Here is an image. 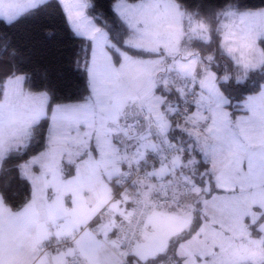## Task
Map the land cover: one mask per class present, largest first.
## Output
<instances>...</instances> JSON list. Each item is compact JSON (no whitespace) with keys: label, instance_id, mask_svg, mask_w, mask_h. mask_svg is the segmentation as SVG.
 <instances>
[{"label":"snow or ice","instance_id":"6c2138e0","mask_svg":"<svg viewBox=\"0 0 264 264\" xmlns=\"http://www.w3.org/2000/svg\"><path fill=\"white\" fill-rule=\"evenodd\" d=\"M0 264H264V0H0Z\"/></svg>","mask_w":264,"mask_h":264},{"label":"trees","instance_id":"16d2710c","mask_svg":"<svg viewBox=\"0 0 264 264\" xmlns=\"http://www.w3.org/2000/svg\"><path fill=\"white\" fill-rule=\"evenodd\" d=\"M260 2L261 0H250V3L256 6H259ZM8 31L14 43L29 54L34 63L57 73L61 87L74 90L78 86L77 76L71 71L73 53L78 45L71 35L64 31L54 15L44 14L37 18L22 20ZM13 191L20 199L27 195L24 186L14 188Z\"/></svg>","mask_w":264,"mask_h":264}]
</instances>
